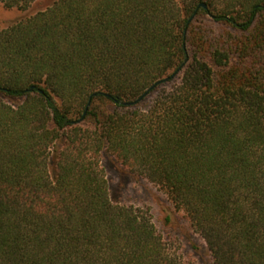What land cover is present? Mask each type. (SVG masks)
<instances>
[{
    "label": "trees",
    "instance_id": "obj_1",
    "mask_svg": "<svg viewBox=\"0 0 264 264\" xmlns=\"http://www.w3.org/2000/svg\"><path fill=\"white\" fill-rule=\"evenodd\" d=\"M41 1L0 30V264H193L106 155L264 264V0Z\"/></svg>",
    "mask_w": 264,
    "mask_h": 264
},
{
    "label": "rangeland",
    "instance_id": "obj_2",
    "mask_svg": "<svg viewBox=\"0 0 264 264\" xmlns=\"http://www.w3.org/2000/svg\"><path fill=\"white\" fill-rule=\"evenodd\" d=\"M43 3L39 0L28 10L6 8L0 3V30L41 7ZM103 160L113 198L149 210L158 229L168 240L174 236L179 252L193 264H213L201 237L189 229L182 212L173 207L163 191L147 180L128 173L109 156L106 155ZM168 215L172 219L166 223L165 218ZM193 244L196 247H193Z\"/></svg>",
    "mask_w": 264,
    "mask_h": 264
},
{
    "label": "water",
    "instance_id": "obj_3",
    "mask_svg": "<svg viewBox=\"0 0 264 264\" xmlns=\"http://www.w3.org/2000/svg\"><path fill=\"white\" fill-rule=\"evenodd\" d=\"M201 5L204 6V7H206V4H205V3H202ZM150 89H151V88H150ZM150 89H149V90H150ZM149 90H148V91H149ZM148 91H146V92H145L142 96H140L136 101L141 100V99L143 98V96H144Z\"/></svg>",
    "mask_w": 264,
    "mask_h": 264
}]
</instances>
